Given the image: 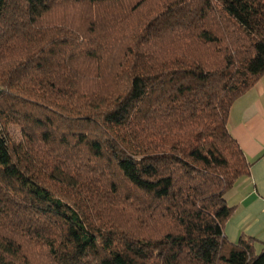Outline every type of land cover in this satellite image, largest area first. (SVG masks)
<instances>
[{
    "label": "trees",
    "instance_id": "trees-1",
    "mask_svg": "<svg viewBox=\"0 0 264 264\" xmlns=\"http://www.w3.org/2000/svg\"><path fill=\"white\" fill-rule=\"evenodd\" d=\"M262 75L264 0H0V264H264L223 233Z\"/></svg>",
    "mask_w": 264,
    "mask_h": 264
},
{
    "label": "crops",
    "instance_id": "crops-1",
    "mask_svg": "<svg viewBox=\"0 0 264 264\" xmlns=\"http://www.w3.org/2000/svg\"><path fill=\"white\" fill-rule=\"evenodd\" d=\"M228 129L250 167L225 194L233 210L223 233L230 243L251 238L255 252L264 253V75L232 103Z\"/></svg>",
    "mask_w": 264,
    "mask_h": 264
},
{
    "label": "rangeland",
    "instance_id": "rangeland-1",
    "mask_svg": "<svg viewBox=\"0 0 264 264\" xmlns=\"http://www.w3.org/2000/svg\"><path fill=\"white\" fill-rule=\"evenodd\" d=\"M79 13L75 14L78 15ZM10 131L16 136L17 134V129L14 126H10Z\"/></svg>",
    "mask_w": 264,
    "mask_h": 264
}]
</instances>
